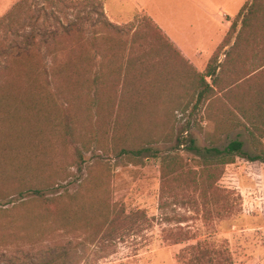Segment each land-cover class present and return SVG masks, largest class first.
Returning <instances> with one entry per match:
<instances>
[{
    "label": "rangeland",
    "instance_id": "rangeland-1",
    "mask_svg": "<svg viewBox=\"0 0 264 264\" xmlns=\"http://www.w3.org/2000/svg\"><path fill=\"white\" fill-rule=\"evenodd\" d=\"M17 1L0 0V17ZM257 3L264 7V0ZM41 15L40 25L46 24L52 31L58 26L55 19L47 22ZM145 17L138 15L130 21L135 22L132 29L137 27L143 34L133 55L142 60L134 65V72L146 74L135 85L142 92L138 99L125 100L123 107L115 103L121 95V83L112 84L108 74L99 106L92 103L94 93H84L76 84L77 67H65L66 59L74 61L72 51L59 54L57 65H49L47 78L42 76L51 82L49 91L37 82V86L31 85V93L24 92L32 83L30 75L9 71L0 63V80L9 78L13 88L24 92V98L36 97L21 103L22 108L28 103L34 105L28 109L31 121L25 122L24 131L15 129L12 123L0 125L6 149L12 151L11 155L17 153V160L10 158V164H0V264H38L64 250L68 252V258L60 261L64 264H264V161L237 157L214 181L217 194H202L178 174L170 185L173 193L166 188L164 193L166 181L159 157L151 152L139 157L121 152L123 148L151 147L161 154H178L185 177L188 173L198 175L204 163L202 156L188 149L190 137L200 148H223L241 139L246 151L264 155V116L254 117L253 103L260 86L264 88V31L256 44H244L245 54L233 68V77L227 73L220 84L227 88L230 82L242 78L232 87L239 88L238 94L244 93L249 114L246 118L224 92L196 103V92L203 87L187 78V67L176 60L172 50L165 55V69L172 72L166 83L169 86L160 96L150 87L144 92L158 51L154 46L158 36L142 28ZM234 22L236 29L230 28L226 41H222L225 43L218 46H223L220 61L242 27V19ZM93 25L86 19L83 26L87 38L92 37ZM222 29L225 28H202L215 37ZM135 31L129 32V39ZM49 44L48 63L54 48L52 40ZM108 46L103 43L100 50ZM73 47L71 43L68 48ZM112 64L106 59L100 65L107 73ZM191 65L204 74L208 64L203 71ZM206 80L212 82L210 77ZM43 81L46 80L39 82ZM69 116L76 126V140L64 133ZM30 136L43 153L46 148L45 155L31 151ZM179 138L186 139V144L179 146ZM30 153L38 159L27 164ZM20 165L21 169L23 165L27 167L18 171L16 167ZM33 189H40L44 196H37ZM121 209L125 214L121 211L117 215ZM139 210L145 212V219L135 215L136 222L127 219L122 230L103 225L108 220L120 223L126 215Z\"/></svg>",
    "mask_w": 264,
    "mask_h": 264
},
{
    "label": "trees",
    "instance_id": "trees-1",
    "mask_svg": "<svg viewBox=\"0 0 264 264\" xmlns=\"http://www.w3.org/2000/svg\"><path fill=\"white\" fill-rule=\"evenodd\" d=\"M101 2V0H98L97 3L93 0H19L5 15L0 17V63L5 64V67L8 68L9 71L15 69L17 72H21V74L26 72L30 75L32 83L24 92L31 93L33 90V88L30 89L32 87L31 85L33 84L37 86V82L41 84L45 90L49 91L51 82L48 79L42 78V76L47 78L48 72H50L49 65H57L56 59L58 55L67 50L75 53V56L74 61H71L70 58L68 60L66 59L65 67L66 69L77 67L78 80L76 84L83 89L82 92L86 93L88 91L94 93L91 97L93 104L99 106L101 95H103L102 89H104L103 86L106 81L105 74L109 75V81L112 84L114 82L121 83V95L119 99H116L115 103L119 102L118 104L123 107L125 100L138 99L140 97V92L142 91L139 89L138 92L136 90L137 86L135 87V85H138L137 82L141 78L145 79L146 74L140 75L134 72V65L137 63L141 64L142 60L139 57L137 59L133 58V55L138 43L142 40L140 36L143 34L140 31H137V27L132 29V23L135 22L126 23V25H119L111 21L104 10L103 3ZM257 2L258 0H251L241 10L236 19H242V27L238 32L235 43L229 48V50L224 52L225 58L223 61L219 60L221 55L220 50L221 47H223L220 46L209 60L204 74L193 68L189 60L183 56L181 51L170 41L161 28H159L150 18H143L142 28L149 29V33L153 30L158 36V43L154 45L158 50L155 53L156 56H154L155 63H152V65H154V70L151 74V79H148L146 83L144 92L149 91L148 88L150 87L155 89L157 96H160L169 86H166V83L169 81V73L172 72L170 70L167 72V69H165V66H167L165 55L167 50H172L173 54L176 56V60L182 62L185 67H187L184 69L187 78H189L192 83L201 85V88L203 87L196 92V103H199L204 99L218 97L219 93L224 92V95H228L230 100L234 101L235 107L241 111L246 118H249L248 111L245 108L244 93L242 92V94H238L237 89L239 90V88L234 89L232 87V85L236 82L238 83L242 78L236 82H230V85L227 88L220 87V84L223 76L227 73H231L233 77V68L237 67L238 62L241 59L240 57L245 54L246 46L243 48L244 44L247 46L256 44L258 35L262 33L261 31H264V7ZM41 13L44 14L47 22L48 19L56 20L58 26L54 28L53 31L46 24L40 25L38 23L42 17ZM86 19L94 23L91 38H87L85 35L83 25ZM236 27L237 22H234L231 29L234 31ZM132 30L136 31L133 33L131 39H129L128 35ZM50 40L53 41L54 48L50 50L52 58L51 62L48 63L46 57L49 53ZM71 43L74 44L72 49L68 48L71 46ZM103 43H106L109 46L108 48L100 50ZM97 58H101L99 61L100 63L96 61ZM106 59H108L110 63H113L112 69L110 66L107 73L103 71V67L100 65ZM124 59H126L125 66ZM148 59H145L147 71L150 66ZM229 65L232 66L231 72L228 71L230 68ZM206 77H210L212 82H207ZM40 80L46 81L40 83ZM11 83L12 82L9 81V78L6 80L1 78L0 80V125H3V123H12L15 125V129L24 131L25 122L31 121L30 115L27 116L29 112L28 109L34 105L28 103L27 107L22 108L23 105H21V103H24L25 101H33L36 97L33 98L31 96L30 98L29 95L28 98H24V94H21L24 92L17 90V88H13ZM262 91H264V88L260 86V89L256 94V100L253 101L255 105V118H260L262 115L264 116V92ZM64 95L66 94L64 93ZM69 105H72V103ZM193 108H196V105ZM181 109L186 111L188 106H182ZM121 110H123V108ZM128 114L129 113H127V115ZM69 118L70 119L63 126L64 133L71 140H76V126L73 118L70 116ZM117 121L119 123L118 119ZM254 126L258 129L256 124H254ZM36 135L37 138L39 134L37 133ZM2 137L4 136L0 134V164H10V158H12V161L17 160L15 158L17 153L11 155L12 151L7 150L8 148L6 149V139ZM31 138L32 136L29 137V140H31ZM185 141L187 140L179 138L178 145H185ZM188 141V149L195 151L202 156L204 158V163L203 168L198 172V175L188 173L186 175L187 178L184 176V172L181 171L183 165L178 154H161L158 151H154L151 147L136 150L123 148L121 152L124 155L132 157H139L145 152H151L154 156L159 157L161 159L162 174L166 181L163 186L164 193L165 188L173 193L170 185L173 179L176 178L174 177L175 174H178L176 176L186 182L189 187L193 185L195 189L200 190L202 194L212 195L218 190L214 186V181L220 179L224 173L225 167L228 164L234 163L237 157L246 158L249 161H264L263 154L254 155L246 151L244 148L245 143L241 139H234L223 148L218 146L200 148L197 146L196 139L193 137H190ZM33 143L34 140L32 138V142L29 143V145L33 147L31 151L36 152L35 155L38 154V156H40L43 151L39 146V143ZM45 150L43 155L46 154ZM27 157L30 158H28L27 164H31L32 161L38 159L34 158L31 153ZM39 164H41V161H39ZM42 164L46 165V163ZM26 167V165H23L21 169L20 165V167L16 168L18 171H24ZM0 180H3L2 171H0ZM166 184L167 186H165ZM31 191L37 196H44L40 189H33ZM215 194H217V192ZM121 211L125 214L124 210L121 209L117 215H121ZM135 215L140 219H145L146 217L145 212L139 210L135 212V214L126 215L124 220L120 223L119 220H116L114 223L108 220L105 221L103 225L122 230L125 227L124 221L134 220L136 222ZM106 218L108 219V217ZM67 258L68 252L64 250L54 256L47 257L43 262L38 264H64V262L60 261H65ZM210 261L213 260L211 259Z\"/></svg>",
    "mask_w": 264,
    "mask_h": 264
},
{
    "label": "crops",
    "instance_id": "crops-1",
    "mask_svg": "<svg viewBox=\"0 0 264 264\" xmlns=\"http://www.w3.org/2000/svg\"><path fill=\"white\" fill-rule=\"evenodd\" d=\"M101 1L109 19L116 24H126L138 15L150 18L183 56L203 71L230 31L233 21L251 0ZM213 26H222L225 29L217 37L202 30ZM202 58L206 60L202 61Z\"/></svg>",
    "mask_w": 264,
    "mask_h": 264
}]
</instances>
